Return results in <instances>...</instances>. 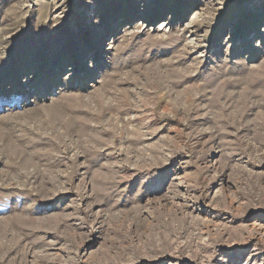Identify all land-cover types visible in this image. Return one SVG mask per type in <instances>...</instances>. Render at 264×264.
<instances>
[{"label": "rangeland", "instance_id": "1", "mask_svg": "<svg viewBox=\"0 0 264 264\" xmlns=\"http://www.w3.org/2000/svg\"><path fill=\"white\" fill-rule=\"evenodd\" d=\"M0 264H264V0H0Z\"/></svg>", "mask_w": 264, "mask_h": 264}]
</instances>
